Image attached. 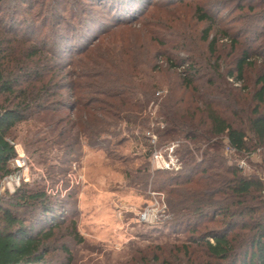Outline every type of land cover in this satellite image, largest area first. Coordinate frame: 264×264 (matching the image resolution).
I'll list each match as a JSON object with an SVG mask.
<instances>
[{"label":"rangeland","instance_id":"obj_1","mask_svg":"<svg viewBox=\"0 0 264 264\" xmlns=\"http://www.w3.org/2000/svg\"><path fill=\"white\" fill-rule=\"evenodd\" d=\"M25 1L27 4L21 7L15 19L19 25L24 23L22 28L32 24V20L35 22L26 14L31 8L33 14L39 12L41 6L37 4L52 6L44 13L46 19L48 15L51 22H56L59 16L68 26L75 28L79 23L70 19L72 1L85 12L82 14V37L86 40H82V44L89 41V48L80 59H74L75 65L68 69L69 72L79 71V61L88 63L86 59L95 55L103 57L113 51L127 61L130 57V67L136 71L135 82L153 85L155 97L159 99L151 102L143 112V116L149 119L148 129L126 127L120 123L111 129L119 136L99 139L101 150L82 144V136H79L82 124L71 130L67 149L60 145L61 127L56 131L53 125L54 128L51 126L52 130H49L36 118L17 125L11 131L10 140L16 152L24 156L26 166L14 171L16 166L12 162L13 174L0 178V203L11 207L13 200L10 196L20 188L46 194L52 210L46 214L48 217L33 210L27 218L32 223V234L42 232L46 240L48 264H160L154 261V256L166 260L167 264H191L181 248L188 245L187 240L191 238L187 233L189 227L183 225L179 233L171 230L173 217L167 207L164 213L160 211L162 216L156 222H139V212L147 207L159 210L166 205L167 196L164 191H155L151 180L147 184L146 180H139L143 173L138 170H148L151 177L157 171L177 172L158 170L151 155L156 150L165 159L179 160L176 150L182 142L161 140L154 131L158 126L160 129L164 127L158 117V105L168 95L169 88L179 92L177 94L185 92L183 88L178 91V88L183 81L181 72L190 61L208 73L212 69L207 70L206 66L213 68V64H217L219 74L225 75L234 70L238 53L249 48L255 56L251 58V65L245 68L242 81L228 78L226 81L239 90L242 101L251 106L250 110L257 105L255 95L261 88L258 80L264 73V0ZM7 3L11 5L10 0ZM52 12L55 15H51ZM1 16L8 17L6 14ZM40 21L32 27L34 30L43 28V33L35 35L34 41L52 29L48 23L44 28L45 22ZM94 35L97 41L92 42ZM213 39L216 43L210 47L209 42ZM120 56L116 57L120 59ZM183 63L184 69L179 67ZM203 74L197 77V88L205 87ZM77 80L91 82L90 79ZM72 81L78 82L73 78ZM95 99L104 100L102 97ZM100 103L91 106L107 107ZM76 114L75 117L70 115L72 121H76ZM222 143L225 145V141ZM171 148L173 152L170 153ZM221 152L228 164L240 169L242 176L262 183L264 200V150L250 149L234 155L224 146ZM17 179L18 186L14 184ZM7 183L14 188L12 192ZM46 218L48 226L44 224ZM219 227L221 225L217 223H204L199 231ZM198 262L205 263L206 259L199 256Z\"/></svg>","mask_w":264,"mask_h":264},{"label":"trees","instance_id":"obj_2","mask_svg":"<svg viewBox=\"0 0 264 264\" xmlns=\"http://www.w3.org/2000/svg\"><path fill=\"white\" fill-rule=\"evenodd\" d=\"M10 2L8 5L7 0H0V178L13 174L10 165L17 158L10 140L11 131L34 118L49 130L53 125L56 131L61 127L59 140L65 149L70 146L71 130L80 124L82 144L100 150L99 139L119 136L111 129L120 123L126 127L149 128V119L143 112L159 98L155 97L153 85L135 82L136 71L130 67V57V61L120 55L118 59L117 53L111 51L103 57L95 55L86 59L88 63L79 61L76 63L79 71L69 72L75 65L74 59H80L89 48V41L82 44L86 40L82 37L85 12L79 5L72 1L69 9L70 19L79 23L78 28L68 26L59 16L56 22H51L48 15L46 19L44 13L52 9L49 3L47 6L36 3L43 9L33 14L31 8L26 15L35 22L32 20V24L22 28L24 23L19 25L15 19L27 3L25 0ZM2 14L8 17L5 19ZM40 19L45 22L44 28L48 23L52 29L34 41L35 35L43 33V28L32 27ZM91 39L97 41L95 35ZM215 43L213 39L209 46ZM252 56L255 54L249 48L242 49L234 70L225 75L219 74L217 64H213L214 69L207 65V70L212 69L208 73L190 61L181 72L183 81L178 88L185 92L177 94L169 88L168 95L158 105V117L164 127L158 126L154 131L161 140L182 142L176 150L182 168L177 172L157 171L152 177L148 170H138L143 173L139 180H146V184L151 180L155 191L165 192L166 207L173 217L171 230L179 233L183 225L189 227L187 233L191 238L181 248L191 264H264L263 185L255 178L242 176L240 169L228 164L221 152L225 146L223 141L234 155L250 149L264 150V73L258 80L261 88L255 95L257 105L252 110L242 101L239 90L226 81L228 78L241 82ZM184 66L185 63L179 67L184 69ZM201 73L205 87L197 88L195 83ZM77 78L91 82L82 83ZM99 101L107 107L91 106ZM75 113L78 117L72 121L70 115L75 117ZM10 199L13 200L11 207L0 203V264H48L46 240L42 232L32 234L27 215L37 210L47 216L52 211L50 200L45 193L21 188ZM47 219L44 224L48 226ZM204 223H217L221 227L200 232ZM199 256L206 262H198ZM153 259L167 264L157 256Z\"/></svg>","mask_w":264,"mask_h":264},{"label":"built area","instance_id":"obj_3","mask_svg":"<svg viewBox=\"0 0 264 264\" xmlns=\"http://www.w3.org/2000/svg\"><path fill=\"white\" fill-rule=\"evenodd\" d=\"M225 150L227 152L230 153H234L233 150H231L226 142H225ZM173 152V148H171L170 153ZM17 153V158L13 161V163L16 166V169L18 171H20L21 169H23L26 166V162H25V158L23 155H20ZM152 162L154 165H156L158 170H162V171H179L180 170V161L173 158V157H169L168 159H165L163 157V154L159 151L154 150L152 152ZM15 185L18 186L19 184V179L16 180V182L14 183ZM11 185V183H7V187ZM12 186V185H11ZM9 189V188H8ZM158 207H160V205H158ZM166 210V205H162L161 208H159V210H157V208L155 207H147L145 208L143 211L139 212L138 214V220L139 222L142 223H152V222H156L157 220H159V218L162 216L160 213V211L162 210V213H164V211Z\"/></svg>","mask_w":264,"mask_h":264},{"label":"bare ground","instance_id":"obj_4","mask_svg":"<svg viewBox=\"0 0 264 264\" xmlns=\"http://www.w3.org/2000/svg\"><path fill=\"white\" fill-rule=\"evenodd\" d=\"M8 188H9V190H10L11 192L14 190V188H13L11 185H9Z\"/></svg>","mask_w":264,"mask_h":264}]
</instances>
